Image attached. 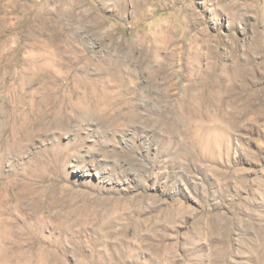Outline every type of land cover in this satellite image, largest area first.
<instances>
[{"label":"rangeland","instance_id":"obj_1","mask_svg":"<svg viewBox=\"0 0 264 264\" xmlns=\"http://www.w3.org/2000/svg\"><path fill=\"white\" fill-rule=\"evenodd\" d=\"M45 1L0 0V264H264V0Z\"/></svg>","mask_w":264,"mask_h":264},{"label":"bare ground","instance_id":"obj_2","mask_svg":"<svg viewBox=\"0 0 264 264\" xmlns=\"http://www.w3.org/2000/svg\"><path fill=\"white\" fill-rule=\"evenodd\" d=\"M52 1H55V3H57V2H59V4H61V5H63L62 7L64 8L63 9V11H61V13H63L64 11H66L67 12V14L68 15H72V11H73V7H74V3H73V5H71V3L68 1V0H46L44 3H43V5H42V7L44 8L49 2H52ZM73 2V1H72ZM75 11V10H74ZM58 12H60V11H58ZM51 15V14H50ZM49 16V15H48ZM76 16V15H75ZM71 19V18H70ZM51 20H53V19H51ZM58 24V23H57ZM46 63V62H45ZM66 76V75H65ZM66 78V77H65ZM87 79V78H86ZM85 79V80H86ZM85 80L84 79H81V78H79L78 77V83L80 84V83H82V81L83 82H85ZM88 83V82H87ZM75 85V84H74ZM81 86V85H80Z\"/></svg>","mask_w":264,"mask_h":264}]
</instances>
